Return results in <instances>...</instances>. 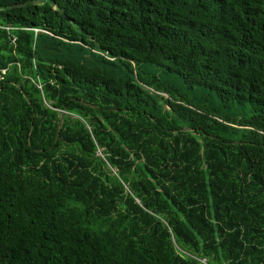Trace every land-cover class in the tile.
<instances>
[{
	"label": "trees",
	"instance_id": "1",
	"mask_svg": "<svg viewBox=\"0 0 264 264\" xmlns=\"http://www.w3.org/2000/svg\"><path fill=\"white\" fill-rule=\"evenodd\" d=\"M0 26V264H264V0H0Z\"/></svg>",
	"mask_w": 264,
	"mask_h": 264
},
{
	"label": "rangeland",
	"instance_id": "2",
	"mask_svg": "<svg viewBox=\"0 0 264 264\" xmlns=\"http://www.w3.org/2000/svg\"><path fill=\"white\" fill-rule=\"evenodd\" d=\"M170 81L176 84L178 87L179 92L183 93L185 96H187L193 103V105L197 106H204V108H208L213 111V113L219 117L224 118L225 116H229V118H242L244 116H248V113H245L243 110L236 109V107L231 108L230 110L223 108L220 104H218V99L216 96H211V94H208L205 92V96H199L200 95V88L194 87L193 89L185 88L186 86L183 84L181 80L177 78V76L172 75L169 78ZM185 86V87H184ZM203 91V90H202ZM191 96L193 99H191L189 96ZM167 98V96H164ZM197 100H194V99ZM199 98V99H198ZM167 109V108H166ZM229 114V115H228Z\"/></svg>",
	"mask_w": 264,
	"mask_h": 264
},
{
	"label": "built area",
	"instance_id": "3",
	"mask_svg": "<svg viewBox=\"0 0 264 264\" xmlns=\"http://www.w3.org/2000/svg\"><path fill=\"white\" fill-rule=\"evenodd\" d=\"M0 29L2 30H5L7 32H10L12 30H15L11 27H7V26H0ZM35 34L37 33H47L46 31L44 30H33ZM15 39L12 41V43H14ZM111 60V59H110ZM7 75V69H4V68H0V83L4 81L5 77ZM40 88V86H38Z\"/></svg>",
	"mask_w": 264,
	"mask_h": 264
},
{
	"label": "water",
	"instance_id": "4",
	"mask_svg": "<svg viewBox=\"0 0 264 264\" xmlns=\"http://www.w3.org/2000/svg\"><path fill=\"white\" fill-rule=\"evenodd\" d=\"M19 90H21V86L19 85V84H14ZM23 96H24V98L29 102V99H28V97H27V95L25 94V93H23ZM114 111H116V110H114ZM63 114H64V112H62L61 113V116L59 117V122H58V129H57V135H56V137L58 138V134H59V132L61 131V129H62V125H63V119H62V116H63ZM153 120V119H152ZM192 129H190V128H187V129H182V131H184V132H187V131H191ZM173 132H176V131H173ZM233 144H236V142L235 143H233Z\"/></svg>",
	"mask_w": 264,
	"mask_h": 264
}]
</instances>
